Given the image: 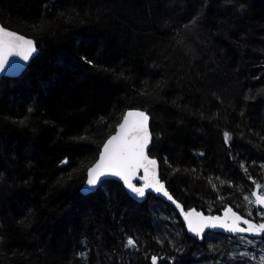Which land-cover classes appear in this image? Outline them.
Here are the masks:
<instances>
[{"label": "trees", "instance_id": "trees-1", "mask_svg": "<svg viewBox=\"0 0 264 264\" xmlns=\"http://www.w3.org/2000/svg\"><path fill=\"white\" fill-rule=\"evenodd\" d=\"M0 21L38 50L0 81V264H264V233L190 236L153 194L81 190L141 108L185 210L264 223V0H0Z\"/></svg>", "mask_w": 264, "mask_h": 264}, {"label": "snow or ice", "instance_id": "snow-or-ice-1", "mask_svg": "<svg viewBox=\"0 0 264 264\" xmlns=\"http://www.w3.org/2000/svg\"><path fill=\"white\" fill-rule=\"evenodd\" d=\"M36 51L37 49L32 40L26 39L0 26V72L6 70L10 56H18L22 60L28 61ZM88 63H91V61H88ZM118 127L117 134L112 136L104 145L97 163L88 169L87 186L83 189V192L88 194L95 191L97 186L102 183V177L114 176L122 180L127 189L138 198L145 197L146 190L151 189L156 193H162L163 196L173 201V203H177L159 180L157 161L149 158L146 154V149L152 139L151 133L148 130L147 114L138 110L128 111L123 116V122ZM224 137L227 142L230 139V134L225 132ZM62 163H67V161H62ZM241 166L243 167V165ZM141 169H143L144 174L140 176V179L144 183L138 187L132 180ZM217 179L219 178L217 177ZM253 196H255L254 202L256 204L264 205V196L257 195L256 193H253ZM245 200H249V198L246 196ZM252 202L249 200V203ZM177 207L183 212L182 206L178 203ZM228 213H231V209H228V212L225 213L226 217ZM232 217V222L229 223L226 219L222 220L220 217L204 216L195 210L184 212V219L187 222L188 230L197 237H201L206 228H222L236 233H264V223H251L249 220L243 219L235 213H232ZM241 221L247 227H240ZM125 247L137 248L136 240L128 237ZM81 255L85 254L82 253ZM151 260L152 264H157L158 258L153 256Z\"/></svg>", "mask_w": 264, "mask_h": 264}, {"label": "water", "instance_id": "water-1", "mask_svg": "<svg viewBox=\"0 0 264 264\" xmlns=\"http://www.w3.org/2000/svg\"><path fill=\"white\" fill-rule=\"evenodd\" d=\"M0 26H2L4 29H7V30H9V31H12V32H14V33H16V34H18V35H20V36H23V37L26 38V39H30V40H32V41L34 42V44H35L36 49H37L36 41H35L33 38L28 37L27 35H25V34L19 32V31H17V30H14V29H11V28H9V27H6L1 21H0ZM37 53H38V50H37V51H36V52H35V53L29 58L28 61H24V60H22V59H21L20 57H18V56H10V57H9V64L6 65V70L3 71V72H0V81L2 80L3 77L16 78V77L20 76V75H21V74H22V73L28 68V66L31 64V62L33 61V59L36 57ZM137 110L146 113L147 116H148V130H149V132L151 133V137H152V139H151V142H150L149 145H148V148L146 149V154H147V156H148L149 158H151V159H155V160L157 161V172H158L159 180L164 184L165 189H166L167 192L173 197L174 201L177 202L180 206H182V208H183V212L180 210V208L177 207V203H173V201L168 200L165 196H163L162 193H156L154 190L149 189V190H146V195H145V197H143V198H138L137 196H135L134 194H132V193L127 189V187L124 185L123 181L120 180L118 177H114V176L102 177V181H103V180H107V179L118 180L119 182H121V183L124 185V187H125L127 193H128V194H129V195H130L135 201H137V202H144V201L147 199V197H148L149 194H153V195H155V196L161 198V199H162L163 201H165L166 203H168V204H170V205H173V206L176 208V211L184 217L185 208H184L183 204H182V203H181V202H180V201H179V200H178V199L172 194V192H171V191L169 190V188L167 187L166 182H164V181L161 179V176H160V175H161V164H160L159 159H157V158H153V157H151L150 154H149L150 146H151L152 141H153V133H152V129H151V122H152L151 115H150L146 110L141 109V108H129V109L126 110V112L124 113V115H125L128 111H137ZM124 115H123V116H124ZM122 122H123V117H122L121 121L119 122V124L122 123ZM119 124L117 125L115 131H114V132H113V133L107 138V140L104 142L100 154L102 153V151H103V147H104V145L107 143V141H108L112 136H114V135L117 134V132H118V130H119V127H118ZM100 154H99L97 160H96V161L90 166V168H91L92 166H94V165L97 163V161L99 160ZM143 174H144V173H143V169H141V170L137 173V175L133 177L132 182H133L136 186H138V187L141 186V185L144 183V181L140 179V176H143ZM87 175H88V173H87ZM86 181H87V179H86ZM86 181H85L84 184L82 185V188H81L82 192H83V189L87 186V185H86ZM136 181H138V182H140V183H136ZM99 186H100V185L97 186L96 190L98 189ZM96 190H95V191H96ZM95 191H93V192H95ZM93 192H90V193H93ZM83 193H84V192H83ZM90 193H88V194H90ZM253 193H256L257 195H260V196H264V193L260 190L259 187H255V189H254L253 192H252V195H253ZM84 194H85V193H84ZM88 194H85V195H88ZM253 198H254V201H255V196H253ZM254 205L257 206V207H261V208L264 209V205L256 204L255 202H254ZM228 209H231V213H228V215H227V217H226V216H225V213L228 212ZM190 210H195L197 213H202L204 216L220 217L222 220L226 219L227 222H229V223H231V222H232V219H233V217H232V213H235V214L239 215L240 217H242L243 219H246L245 216H244L239 210H237V209H236L235 207H233V206H229V207H228L227 209H225V210L223 211V213H221V214H206V213H203V212L199 211V210L196 209V208H193V209H190ZM187 211H189V210H187ZM187 211H186V212H187ZM249 221H250L251 223L257 224V223L254 222V221H251V220H249ZM184 224H185V229H186V231L190 234V236H196L194 233H192V232H190V231L188 230V228H187V222L185 221V219H184ZM240 227H247V225L243 224V222L241 221V222H240ZM209 231H213V232H217V233H222V234L229 235V236H234V235H246V236L251 237V238H255V237H259V236H261V234L230 232V231H228L227 229H222V228H215V229L206 228V229L204 230L203 235H204L205 233L209 232Z\"/></svg>", "mask_w": 264, "mask_h": 264}, {"label": "bare ground", "instance_id": "bare-ground-1", "mask_svg": "<svg viewBox=\"0 0 264 264\" xmlns=\"http://www.w3.org/2000/svg\"><path fill=\"white\" fill-rule=\"evenodd\" d=\"M137 183H138V181H137ZM97 191V190H96ZM173 206V205H172ZM184 206V205H183ZM174 207V206H173ZM175 208V207H174ZM195 208V207H194ZM193 209V208H192ZM197 209V208H196ZM175 210H176V208H175ZM200 211V210H199ZM202 212V211H201ZM204 213V212H203ZM181 215V214H180ZM182 216V215H181ZM183 217V216H182ZM183 220H184V217H183ZM195 237H197V236H195Z\"/></svg>", "mask_w": 264, "mask_h": 264}, {"label": "flooded vegetation", "instance_id": "flooded-vegetation-1", "mask_svg": "<svg viewBox=\"0 0 264 264\" xmlns=\"http://www.w3.org/2000/svg\"><path fill=\"white\" fill-rule=\"evenodd\" d=\"M187 210H185V212H186Z\"/></svg>", "mask_w": 264, "mask_h": 264}, {"label": "rangeland", "instance_id": "rangeland-1", "mask_svg": "<svg viewBox=\"0 0 264 264\" xmlns=\"http://www.w3.org/2000/svg\"><path fill=\"white\" fill-rule=\"evenodd\" d=\"M246 218V217H245Z\"/></svg>", "mask_w": 264, "mask_h": 264}]
</instances>
